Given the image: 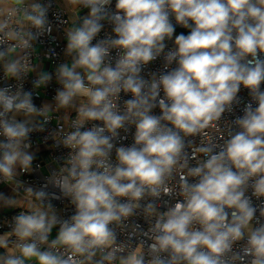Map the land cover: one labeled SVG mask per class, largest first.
<instances>
[{
    "label": "clouds",
    "instance_id": "1",
    "mask_svg": "<svg viewBox=\"0 0 264 264\" xmlns=\"http://www.w3.org/2000/svg\"><path fill=\"white\" fill-rule=\"evenodd\" d=\"M111 2L64 0L66 8L90 11L66 29L71 63L55 70L60 87L54 107H37L22 84L0 87V182L13 186L15 197L0 194V204L16 207L21 192L29 200L11 231L0 235V264H246V258L264 264V223L253 226L257 208L246 195L251 189L264 198V59L258 55L264 53V0H116L115 12ZM48 7L40 0H0L6 78L20 82L35 71L27 53L52 30ZM170 13L190 28L164 56L166 69L173 62L178 67L144 79L143 66L164 53L173 37ZM105 21L115 38L93 44ZM112 49L120 50L114 66L106 62ZM52 79L42 71L33 87ZM241 85L257 107L248 103L243 116L231 121L222 145H197L195 138L233 111ZM121 92L132 95L122 109ZM157 107L160 115H152ZM62 110L69 130L62 125L52 138L70 152L48 184L75 208L63 220L47 184L34 189L16 179L18 170L32 171L30 134L44 131L53 111ZM93 121L101 124L85 129ZM130 126L134 142L116 147L113 141ZM165 195L182 200L160 211ZM259 215L264 218V201ZM135 217L147 221V231L131 222ZM117 229L126 239L118 241ZM137 235L146 239L132 248Z\"/></svg>",
    "mask_w": 264,
    "mask_h": 264
},
{
    "label": "built area",
    "instance_id": "2",
    "mask_svg": "<svg viewBox=\"0 0 264 264\" xmlns=\"http://www.w3.org/2000/svg\"><path fill=\"white\" fill-rule=\"evenodd\" d=\"M44 5H49L48 7V21L51 25V32L45 33L40 36L38 40L34 43V51L27 53L29 62L32 66H35V71L27 74L24 79L20 82H17L14 79L6 78L2 65H0V87L11 86L13 90L19 84H22L23 90L31 92L33 95V103L40 107L43 104H49L55 106L54 97L56 90L60 87L55 80V70L56 68L64 63H71V57L66 56L65 49L67 45L66 40V29L72 26V23L75 22L77 18V24L80 22V18L86 17L89 14V9L83 8L82 6L78 9L75 7H67L60 5L56 0H40ZM15 4V3H13ZM116 0H112L111 5L108 6L110 12H115ZM170 21L173 24L175 31L171 40H166V48L164 53H162L157 59L149 62L146 66H143L141 75L144 79H150L152 73L155 74H164L167 71L178 67V65L173 62L167 69L165 68V54L174 47L175 37L179 34L187 35L190 32V28H185L178 24L175 21L174 15L170 13ZM104 27L99 35L93 40L95 44L98 40L104 39L106 37L115 38L113 32V25L108 22H103ZM35 32V29H33ZM4 45H0V50H2ZM18 56L26 55L24 52L17 53ZM120 50L112 49L109 57L106 58V62H111L113 66L115 61L119 58ZM260 58L264 59V53H258ZM251 57H249L250 59ZM48 72L52 74V81L44 87L34 88V81L37 79L40 72ZM261 90H264V82L260 86ZM161 98L163 97V91L161 90ZM131 93L125 94L124 92L120 93V100L118 101V107L123 108L124 102L128 99H131ZM251 103L253 108L257 107L256 102L252 100V97L249 93V90L241 85L240 91L238 93V102L234 104L232 112H225L221 118V121L216 123L214 126L209 127L205 130L206 135L202 137L195 138L197 145L202 143H217L218 145L223 144V138H227L228 125L231 121L235 120L237 117L243 116V109L245 106ZM152 115H160L159 108H154L152 110ZM71 118H75V111H72L70 114ZM52 120H50L45 125V130L40 132H33L30 134V140L32 142V147L30 151L34 154L33 167L30 172H19L16 177L17 181L22 183L24 186H31L34 189H40L47 184L46 191L50 194L49 199L51 200L52 205L57 210V215L60 219H70L72 215L75 214V208L71 204L70 199L63 197L58 188H55L51 184H48V177L58 170L59 167H62L64 164V158L67 157L70 149L65 148L62 144H57L55 139L52 138V134L57 132L59 128L63 125L65 130H69V120L66 119V114L62 111L52 113ZM23 117L17 116V120H22ZM93 124L100 125L101 122L93 121L87 122L85 124V129L92 127ZM233 131H238L235 125H232ZM84 130V129H82ZM134 133L135 127L130 126L127 132L120 131L119 136L113 141L116 147L119 146H130L134 142ZM3 137H0L2 140ZM193 139V138H189ZM219 149H217L218 151ZM193 155L199 159L201 154L193 153ZM111 162L116 163L115 160V148L112 151ZM196 160L192 161V165H195ZM190 182H192L190 178ZM8 187L13 192V186L4 184L0 182V187ZM56 194L60 196L59 199H52L51 195ZM253 203V206L257 208L256 215L252 221L253 226L257 225V220L261 223H264V218H261L259 215V207L261 202L264 201V198L257 199L252 196L251 189L246 193ZM21 197V204H18L16 207L11 206L10 209H1L0 210V235L5 232L11 231V226L13 223V218L19 215L29 207V200L25 198V195L21 192L18 194ZM178 200H182V197L176 195L172 196H162L159 201L161 207L160 211H166L167 207L174 205ZM19 206V207H18ZM230 211V210H229ZM140 226L141 232L147 231L148 223L143 217H135L131 221ZM59 226L57 225L51 235L50 239H55L58 233ZM118 231V241L126 239V236ZM14 239V238H13ZM146 237L143 235H137L132 238L131 246L135 248L141 240H145ZM151 241H148L150 243ZM3 249H0V253H3ZM250 258H246V264H248Z\"/></svg>",
    "mask_w": 264,
    "mask_h": 264
},
{
    "label": "crops",
    "instance_id": "3",
    "mask_svg": "<svg viewBox=\"0 0 264 264\" xmlns=\"http://www.w3.org/2000/svg\"><path fill=\"white\" fill-rule=\"evenodd\" d=\"M60 5H63L65 6V3H64V0H56ZM10 4H13V3H16V0H9ZM9 191L11 192V190L8 188V187H4V186H1L0 187V194H3L6 198H15L14 195L13 197L9 195L11 193H9ZM16 203H18V201H16ZM18 204H21V199H19V203ZM11 206H4L3 204H0V210L1 209H10ZM29 264H33V262H29Z\"/></svg>",
    "mask_w": 264,
    "mask_h": 264
},
{
    "label": "rangeland",
    "instance_id": "4",
    "mask_svg": "<svg viewBox=\"0 0 264 264\" xmlns=\"http://www.w3.org/2000/svg\"><path fill=\"white\" fill-rule=\"evenodd\" d=\"M9 193H11V194L9 195V197H10V196L13 197L14 193H13L12 191H11V192L9 191ZM19 199H21V197L17 195V201H18V203H19ZM18 203H17V205H18Z\"/></svg>",
    "mask_w": 264,
    "mask_h": 264
}]
</instances>
